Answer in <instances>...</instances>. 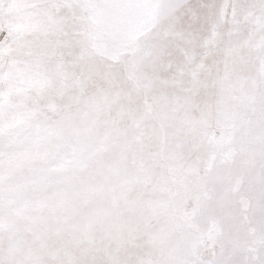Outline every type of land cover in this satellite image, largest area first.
<instances>
[{
  "label": "snow or ice",
  "instance_id": "1",
  "mask_svg": "<svg viewBox=\"0 0 264 264\" xmlns=\"http://www.w3.org/2000/svg\"><path fill=\"white\" fill-rule=\"evenodd\" d=\"M0 264H264V0H0Z\"/></svg>",
  "mask_w": 264,
  "mask_h": 264
}]
</instances>
